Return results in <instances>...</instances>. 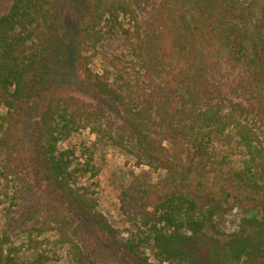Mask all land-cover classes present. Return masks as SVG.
Masks as SVG:
<instances>
[{
	"label": "trees",
	"instance_id": "16d2710c",
	"mask_svg": "<svg viewBox=\"0 0 264 264\" xmlns=\"http://www.w3.org/2000/svg\"><path fill=\"white\" fill-rule=\"evenodd\" d=\"M67 4L11 0L0 14V153L33 148L20 155L24 161L19 165L29 164L27 176L57 189L106 233L117 234L81 185L91 165L76 162L75 150L59 144L74 130L90 127L102 143L164 173L167 189L157 200L144 188L130 186L124 194L132 231L123 245L136 258L150 264L151 259L159 264H264V25L259 3L160 0L142 14L131 0H85L72 59L81 86L117 107L122 123L111 117L106 122L100 116L104 108L90 113L85 104L55 94L41 109L30 147L21 131L59 50ZM95 56L104 63L102 72L90 65ZM124 59L127 71L117 67ZM230 133L239 149L232 164L217 150ZM13 167L0 160V196L8 195ZM13 174L21 175L17 169ZM235 207L249 210L238 230L226 232L223 220ZM5 208L0 211L9 214ZM52 222L43 219L27 229L20 244L0 232V264H50L60 251L65 264H95L63 220L59 238L49 239L45 232L56 229Z\"/></svg>",
	"mask_w": 264,
	"mask_h": 264
},
{
	"label": "rangeland",
	"instance_id": "374dc122",
	"mask_svg": "<svg viewBox=\"0 0 264 264\" xmlns=\"http://www.w3.org/2000/svg\"><path fill=\"white\" fill-rule=\"evenodd\" d=\"M131 1L137 10L143 14L150 11L160 0ZM254 1L259 3V19L260 23L264 25V15L262 13L264 0ZM67 2L68 4L65 7L67 15L62 25L59 50L56 53L51 72L40 87L37 97L34 99L25 118L24 127L26 126V128L21 131L25 142L30 147L35 146V137L39 132L38 125L42 119L41 109L55 94L67 97L65 100H69L74 105L85 104V108L90 113L91 111H94V113L98 111L97 107L104 108L105 111L100 116L105 118L106 122L110 121L108 117L119 123H122L123 120L122 113L117 107L107 100L99 99L94 93L86 91L80 84L79 71L71 53L78 35L85 0H67ZM10 4L11 0H0V14L7 12ZM91 61H93L90 64L93 69L102 72L104 64L102 60L95 56ZM117 67L127 71L129 64L124 59L117 63ZM70 96L78 99L80 103L76 100L72 102ZM237 99L241 98L238 97ZM59 144L65 149L73 148L75 150L76 162L91 165L92 169L89 167L90 171L82 179L81 185L88 189L90 196L96 200L95 209L106 217L109 224L117 230V234L106 233L57 189L36 184L32 174L28 177L29 164L27 161L19 165L20 161H24L20 155L22 153H28L29 155V151L33 149L27 146L26 149H21L19 146L16 149L15 146L16 150H13L12 155L10 151L7 154L0 153L1 165L6 164L9 160L11 166H14V171L8 174L9 178L13 179L8 186V195L2 194L0 196V209L6 206L5 209L10 211L9 214L0 211V232L11 235L14 242L20 244L26 237L25 231L27 229L38 226L43 219H47L53 221L52 225L56 229L50 228L45 232V235L49 239L55 240L59 238L58 227H60V220H63L64 229H67L69 235L77 240L86 257L93 263L150 264L136 258L123 245V241L131 236L132 231L130 217L124 214L126 208L123 205V199L125 191L133 186L137 189H147L152 199L157 200L167 189L164 173L146 165H138L129 153L102 143L90 127L74 130ZM217 150L225 156V161L232 164L239 156V149L236 147L233 133L228 134L217 144ZM210 163L212 162L208 161V164ZM16 169L21 175L13 174ZM18 177L25 178L31 184V187H26L24 179L19 180ZM16 191L18 192L14 196ZM246 211L243 208L235 207L225 216L223 230L226 232L238 230L240 219ZM250 213L254 214L255 212L250 211ZM147 255H150V251H147ZM51 261L50 264H65L67 261L65 252L60 251L56 257L52 256ZM150 261H152V264H159L152 259Z\"/></svg>",
	"mask_w": 264,
	"mask_h": 264
}]
</instances>
